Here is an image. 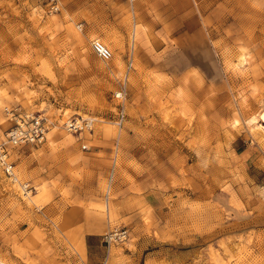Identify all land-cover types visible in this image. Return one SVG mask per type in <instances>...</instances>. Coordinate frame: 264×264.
Here are the masks:
<instances>
[{"label": "rangeland", "instance_id": "rangeland-1", "mask_svg": "<svg viewBox=\"0 0 264 264\" xmlns=\"http://www.w3.org/2000/svg\"><path fill=\"white\" fill-rule=\"evenodd\" d=\"M59 2L0 0V136L3 107L53 125L0 171V264H264V0Z\"/></svg>", "mask_w": 264, "mask_h": 264}, {"label": "built area", "instance_id": "built-area-1", "mask_svg": "<svg viewBox=\"0 0 264 264\" xmlns=\"http://www.w3.org/2000/svg\"><path fill=\"white\" fill-rule=\"evenodd\" d=\"M130 1L134 2V0ZM46 2V11L48 14H57L60 12L59 0H46ZM91 50L103 62L112 60L111 51L100 41H93L91 43ZM131 68V63H128L127 71ZM125 75L113 94V99L116 101L117 106L115 125L118 128L122 127L126 119L124 103L127 97V77ZM1 114L10 123V126L4 129L0 136V171L11 183H17L14 167L10 160L11 151L27 145L44 143L53 125L41 114L26 113L19 107H3ZM93 124L94 120L91 118L70 117L61 126L67 134L77 137L81 141L82 150H87L88 146L85 144V137L87 135L91 136ZM24 189H27V186ZM127 238L128 232L126 230L115 229L104 237V242L110 245L114 241L119 240L122 242Z\"/></svg>", "mask_w": 264, "mask_h": 264}, {"label": "crops", "instance_id": "crops-1", "mask_svg": "<svg viewBox=\"0 0 264 264\" xmlns=\"http://www.w3.org/2000/svg\"><path fill=\"white\" fill-rule=\"evenodd\" d=\"M135 29H136V26H135ZM135 35H136V31H135ZM134 35V36H135ZM136 44V38L134 37V45ZM134 50H136V48L134 49ZM136 51H134V53H135ZM106 216L107 217H109L110 216V211H108L107 213H106ZM88 233H90L91 235H88L89 237H94V236H96V235H93L91 232V230H89L88 229V231H87ZM109 255H110V252H109Z\"/></svg>", "mask_w": 264, "mask_h": 264}, {"label": "bare ground", "instance_id": "bare-ground-1", "mask_svg": "<svg viewBox=\"0 0 264 264\" xmlns=\"http://www.w3.org/2000/svg\"><path fill=\"white\" fill-rule=\"evenodd\" d=\"M80 29V28H79ZM104 45V44H103ZM244 63V59L243 58H241L240 60H239V65H242ZM127 100V99H126ZM67 119V118H66ZM261 119H262V121L264 122V114L261 116ZM64 131V130H63ZM65 132V131H64ZM66 133V132H65ZM16 179H17V177H16ZM17 181H18V179H17ZM28 185V184H27ZM21 186V185H20ZM23 186V185H22ZM28 188V187H27ZM21 190H24V188H21ZM25 195L26 196H29V193H25ZM31 195V194H30Z\"/></svg>", "mask_w": 264, "mask_h": 264}]
</instances>
